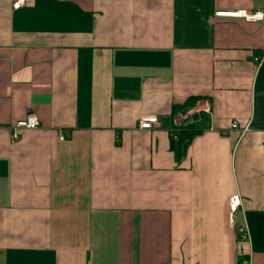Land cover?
Returning a JSON list of instances; mask_svg holds the SVG:
<instances>
[{
	"label": "crops",
	"instance_id": "crops-1",
	"mask_svg": "<svg viewBox=\"0 0 264 264\" xmlns=\"http://www.w3.org/2000/svg\"><path fill=\"white\" fill-rule=\"evenodd\" d=\"M220 10L264 0H0V264H264V21Z\"/></svg>",
	"mask_w": 264,
	"mask_h": 264
},
{
	"label": "built area",
	"instance_id": "built-area-1",
	"mask_svg": "<svg viewBox=\"0 0 264 264\" xmlns=\"http://www.w3.org/2000/svg\"><path fill=\"white\" fill-rule=\"evenodd\" d=\"M25 3V0H12V5L14 8H19ZM217 17L221 18H242L247 21H264V11H255V12H246L243 10H220L216 12ZM261 57H255L256 62H261ZM157 123V116L150 114H143L138 122V127L144 130H151ZM40 122L38 118L29 114L26 118L17 121L13 126L16 129L18 128H26V129H35L38 128ZM232 128H237V123H232ZM171 133H174V130H171ZM174 136V135H173ZM175 137V136H174ZM18 138L17 133L15 132L12 136L13 140ZM241 197L239 194H235L229 200V210L230 213L236 212L241 207ZM238 232L240 234L241 239H245L247 237V232L245 228H239Z\"/></svg>",
	"mask_w": 264,
	"mask_h": 264
},
{
	"label": "trees",
	"instance_id": "trees-1",
	"mask_svg": "<svg viewBox=\"0 0 264 264\" xmlns=\"http://www.w3.org/2000/svg\"><path fill=\"white\" fill-rule=\"evenodd\" d=\"M202 99V96H190L182 104L174 105L172 113L175 115L181 111H185L189 108H192L196 105L197 101ZM173 130L174 133H170L171 148L173 150H177L178 154H182L187 149L192 139L202 131L197 125L181 126L179 128H174Z\"/></svg>",
	"mask_w": 264,
	"mask_h": 264
},
{
	"label": "rangeland",
	"instance_id": "rangeland-1",
	"mask_svg": "<svg viewBox=\"0 0 264 264\" xmlns=\"http://www.w3.org/2000/svg\"><path fill=\"white\" fill-rule=\"evenodd\" d=\"M200 101L201 100L197 101V103L194 107L189 108L185 111L179 112V113H182L184 116H187L188 119L190 118V123L188 122L186 124V126L187 125H189V126L196 125L197 124L196 118L202 117L203 115L204 116L207 115V113H208L207 110H204V108H200V106H199Z\"/></svg>",
	"mask_w": 264,
	"mask_h": 264
}]
</instances>
